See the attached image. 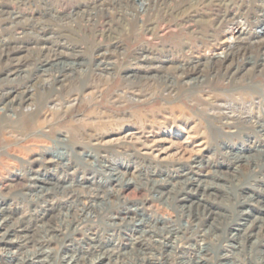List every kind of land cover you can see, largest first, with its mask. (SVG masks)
Masks as SVG:
<instances>
[{
	"label": "rangeland",
	"instance_id": "obj_1",
	"mask_svg": "<svg viewBox=\"0 0 264 264\" xmlns=\"http://www.w3.org/2000/svg\"><path fill=\"white\" fill-rule=\"evenodd\" d=\"M0 1L23 3L28 16L21 34L0 14V39L33 38L45 28L65 44V53L73 54L68 62H82L80 69L94 68L98 51L119 68L112 77L68 75L49 93L51 82L35 79L43 56L34 44L30 50L20 46L12 58L13 63L28 61L19 77L3 76L10 61L2 53L0 85L17 89L0 104L6 116L0 123V216L6 217L0 234L11 222L28 231L22 233L27 241L20 238L22 247L11 234L12 247L0 253L22 256L44 239L46 251L57 255L50 264L73 255L88 261L101 252L109 257L105 264H264V129L254 120L253 125L248 119L225 120L223 108L219 116L199 108L204 102L237 104L239 95L248 101L234 88L249 80L264 83V52L256 41L264 35V22L252 23L264 15L261 0L201 5L195 0ZM144 6L146 15L140 13ZM239 8L251 24L238 26L230 38V30L216 26L225 12ZM170 11L179 14L170 17ZM241 28L257 30L259 37L245 39L237 32ZM167 54L187 62L188 69L198 66L200 72L190 76L200 84L190 88L171 68L152 67L148 73L137 68L140 55ZM222 62L230 64L228 69ZM250 62L255 67L246 71ZM86 76L87 90L81 94L78 86ZM164 86L175 87V94L163 95ZM145 93L152 99H131ZM262 93L253 96L263 106ZM21 96L25 99L18 105ZM66 101L73 105L67 108ZM127 132L135 135L124 139ZM7 148L10 161L2 156ZM58 150L70 153L61 163ZM31 176L43 180L33 182ZM35 204L45 210L41 220ZM63 246L69 250L62 252Z\"/></svg>",
	"mask_w": 264,
	"mask_h": 264
},
{
	"label": "bare ground",
	"instance_id": "obj_2",
	"mask_svg": "<svg viewBox=\"0 0 264 264\" xmlns=\"http://www.w3.org/2000/svg\"><path fill=\"white\" fill-rule=\"evenodd\" d=\"M197 5H201L204 2H211L212 0H195ZM23 2V1H22ZM165 2V1H164ZM139 3V2H138ZM150 4V3H149ZM148 4V5H149ZM260 4V3H259ZM21 6H23V3L20 4ZM18 5L17 7L9 5L6 2H2L0 1V14L4 15L3 19H8L9 21H11V23L14 24L13 29L18 30L21 34L24 33L25 34V23L24 21H26L28 19V16L25 14V12H23L22 8H20L21 6ZM134 5V4H133ZM138 5L142 6V3L140 2ZM261 5H264V3L261 0ZM135 6V5H134ZM143 7V6H142ZM147 8V5H146ZM144 8L140 9V13H142V15H146L148 13H145ZM72 10V9H71ZM136 10H139L136 8ZM147 10V9H146ZM156 10V9H155ZM263 10V9H262ZM220 11V9H219ZM149 12V9H148ZM157 12V11H156ZM162 12V11H158ZM139 13V12H138ZM179 13L174 14L173 11H170L168 13V15L171 16H176ZM50 15V14H49ZM137 15V14H136ZM135 15V16H136ZM141 15V16H142ZM81 16V15H80ZM246 12L244 9L239 8L237 11L232 12V11H227L223 14V17L221 18V20H217V29L222 28H227V30H230L231 34H230V38H234L233 35V31L235 29L238 28V26H242V25H248L250 26L251 22L246 21ZM249 18V17H248ZM219 19V18H218ZM243 20V22H242ZM187 21V20H186ZM32 22V21H31ZM34 22V21H33ZM264 22V15L262 16L261 19H256L254 22L252 23H261ZM216 23V22H215ZM214 23V24H215ZM213 24V25H214ZM5 25V23H4ZM35 25V24H33ZM41 25V24H40ZM42 27V26H41ZM36 29V28H35ZM33 30V29H32ZM41 31V34H36L37 36H33V38H25L22 40L16 39L12 36H8L5 38H1L0 39V57L2 55V53H5L6 55V60L10 61L9 65L6 66V68L3 70V76L4 77H8L10 74H15L18 75L20 69L24 66H26V61H16L15 63L12 62V58H14L19 52L22 47L26 48L27 50H30V45L34 44L35 45V49L41 53V55L43 56L41 60H38L39 64L35 67V79L38 78H42L41 80L44 81H50V85H51V90H49L50 92L56 91L55 88V84H59L62 85L64 80L69 77L68 75H72L74 73H87V75H92L95 72H98L97 74L100 75H104V76H114L117 75L119 73V68L115 65L109 62V58L108 55L106 54V52H100L98 51L94 56H93V67H86L87 69H83V65L82 62H76L75 60H71L70 62H68V57L73 56V54H67L65 53V51H63L64 49H66L65 44L60 43V40L58 38V36H50L47 35L48 31L45 28H41L38 29ZM49 30V29H48ZM217 35L221 32V30L216 31ZM237 32L239 33V35H241L243 33V35H245V39H249V36L251 35H255L257 36V38L260 36L262 39H257L256 41H259L257 43V48L258 50L264 52V35H259L258 36V31L256 30L255 33H251L249 30H243L241 28V30H237ZM226 34V33H225ZM11 35V34H10ZM3 37V36H2ZM52 39V40H50ZM218 39V37L216 38ZM113 41V40H112ZM49 43H52L53 46H56V48L58 49H53L54 47L49 46ZM9 45H14V46H9ZM116 45V44H115ZM5 46V49H4ZM20 46H22L20 48ZM254 46V45H253ZM103 47V46H102ZM33 48V47H32ZM244 50H246V48H243ZM71 52V51H70ZM144 52V51H143ZM52 53V54H51ZM73 53V52H72ZM75 53V52H74ZM236 53V52H235ZM240 54V53H239ZM242 54V53H241ZM245 54V53H244ZM244 54L240 55V56H244ZM75 55V54H74ZM122 55H124V51L122 52ZM149 55V54H148ZM148 55H140V59L136 60V63L138 64V69H140L143 73H148V72H152V67L155 68H159V69H165V68H171L174 71H179L181 74L184 75V80L181 81V83L189 86L190 88H194L196 87L198 84H200V81H194L196 77H191L190 75L193 73V71L195 73H199L200 69L198 68V66H192L191 69L187 68V62H178L176 61V59H172V58H168V54L164 55L163 57H156V56H148ZM235 55V54H234ZM239 56V58H240ZM22 57V56H21ZM39 58V57H38ZM160 59V60H159ZM78 61V60H77ZM82 61V60H81ZM204 63L205 60L203 61ZM157 63H159L157 65ZM203 63V64H204ZM37 64V63H35ZM197 64V63H196ZM202 64V65H203ZM251 64V68H247L248 64H245V68H247L246 71H250L253 67H255V62H250ZM126 65V64H125ZM169 65V66H168ZM222 68L228 69L227 65L226 67L225 62H222ZM35 66V65H34ZM83 67L80 69V67ZM204 67V65H203ZM132 69V68H131ZM170 69V70H171ZM236 69V68H235ZM191 71V72H190ZM130 70H128L127 73H129ZM33 76V73H31ZM78 74V75H79ZM151 75V74H150ZM74 76V75H73ZM144 76V75H143ZM143 76L141 78H143ZM146 76V75H145ZM19 77V75H18ZM17 78V80H19ZM30 77V76H29ZM78 77V76H77ZM76 78V77H75ZM80 78V77H79ZM31 79V78H30ZM29 79V80H30ZM172 79V78H171ZM72 80V79H71ZM87 80V76L85 77V79L80 81V85L78 86V91L79 93L83 94L86 90H87V82L85 81ZM144 80V79H143ZM22 81V80H21ZM73 81V80H72ZM71 81V82H72ZM75 81V80H74ZM145 81V80H144ZM174 81V80H173ZM166 82V83H165ZM169 81H163L162 78V83L167 84ZM172 82V81H171ZM21 83V82H20ZM24 83V82H23ZM22 83V84H23ZM179 83V81H174V84ZM10 84V83H9ZM22 87V86H21ZM264 88V83L258 82H252L251 80H249V83L247 85L244 86H240V87H236L234 88V90H238L240 91L242 94L248 96L250 99L248 101H245L242 97V95H239V97L236 98L237 100V104L234 101H225L223 103H218V104H214V105H210L207 103H202L199 108L201 110V112H213L215 113L217 116L220 115V110L226 109L227 112L224 113L225 116H223L222 118H225V120H229L232 121V123H234V121L236 119H248L246 120L248 123L253 125V121L254 123L259 124L258 127H260L261 129H264V105L262 106L261 104V100L259 97H254V94H260V92H264L263 91ZM17 89L16 86H7L4 87L3 85H0V104H5L6 100L9 97V93L12 90ZM175 90V87H167L164 86L162 87V93L163 95H174L175 93L173 92ZM173 93V94H172ZM220 93V92H219ZM229 95V94H228ZM262 95H264V93H262ZM87 96V95H86ZM153 94H143L141 96H131V99H135V100H151L152 99ZM13 98V97H12ZM29 98V97H28ZM17 99V98H16ZM22 96L18 99L17 104L18 105H22ZM77 99V95L75 98H73V100L76 101ZM67 103V108H69L70 106L73 105V103L70 101H66ZM47 104V103H46ZM15 105V104H14ZM7 106H9L7 104ZM4 107V106H3ZM5 108V107H4ZM222 112V111H221ZM263 113V114H262ZM4 114V113H3ZM223 115V114H222ZM211 117V116H210ZM6 116H2V114H0V123L5 120ZM218 118V117H217ZM219 119V118H218ZM217 120V119H216ZM10 131V130H9ZM9 133V132H8ZM27 134V133H26ZM14 135V134H13ZM29 134H27L25 136V138L28 137ZM133 135H135L134 132H127L126 134L123 135L124 139H130L133 137ZM21 136V135H20ZM24 138V137H23ZM28 141V140H27ZM63 141V140H62ZM60 141V142H62ZM19 145V144H18ZM50 145V144H49ZM22 146V145H21ZM11 147V146H10ZM17 147V146H16ZM88 147V145L86 146ZM12 148V147H11ZM22 148V147H21ZM113 148V147H112ZM59 149V148H57ZM65 149H67L65 147ZM90 149V148H89ZM93 149V148H92ZM12 149L7 148L4 153L2 154L3 156V160L8 159L9 161L11 160L9 158V156L11 155L10 152ZM61 151V150H60ZM65 151V150H64ZM59 152V150L57 151L56 156L58 157V163H61L64 159L65 156L70 154H66L65 152ZM113 151V150H112ZM55 152V151H54ZM71 152V150H70ZM89 152V151H88ZM14 153V152H13ZM135 153V152H134ZM55 154V153H54ZM74 154V153H73ZM238 154V153H237ZM135 155V154H134ZM110 156V155H109ZM136 156V155H135ZM68 157V156H67ZM239 157V156H238ZM111 158V157H110ZM82 160V159H81ZM113 160V159H112ZM8 161V162H9ZM67 161V160H66ZM112 164V163H111ZM23 166V165H22ZM193 171V170H192ZM20 176V175H19ZM14 179H16L15 177H12ZM28 179V178H27ZM40 178L37 177H32L29 178V180L36 182V180H39ZM40 180H43V178H41ZM188 180V178H187ZM201 181V180H200ZM130 181H127L126 183L128 184ZM163 185V184H161ZM188 185V184H187ZM158 187V186H157ZM160 187V186H159ZM30 188V187H29ZM71 194V193H70ZM181 195V194H180ZM186 196V195H185ZM179 197V196H178ZM46 196L43 195L41 202H45ZM188 201V200H187ZM38 203V202H37ZM46 204V202H45ZM47 205V204H46ZM38 211L36 210V218L41 217L40 220L42 219V213L45 211L42 207H40L39 205L35 204ZM52 207V206H51ZM185 207V206H184ZM2 207H0L1 209ZM6 209V208H5ZM47 211V210H46ZM207 211V210H206ZM2 212V211H1ZM0 212V213H1ZM39 212V213H38ZM242 212V211H241ZM7 213V212H6ZM40 214V216L38 215ZM1 216L3 215V213L0 214ZM1 218L0 220V227L4 226V223L6 222L5 218ZM7 216V215H6ZM33 217V216H32ZM20 218V217H19ZM26 219V218H25ZM249 220V219H248ZM2 221V222H1ZM8 221V220H7ZM52 221V220H51ZM16 222V221H15ZM20 222V221H19ZM43 222V221H41ZM12 223V224H11ZM9 224L11 225H6L7 227H4L5 229L3 230L4 232H2L0 234V250L1 249H9L12 246H8L11 245L13 243L14 240H12L10 238L11 234L12 236L16 237L17 242L15 244H17V247H22L21 243L22 241H27V237L25 235H22V233H27V228H25L24 226H22L19 223H13L11 222ZM247 223V222H246ZM40 224V223H39ZM44 224V223H43ZM42 225V224H41ZM9 226V227H8ZM250 226V225H249ZM35 227V226H33ZM2 228V227H1ZM26 229V230H25ZM22 235V236H21ZM20 238H24V240H20ZM165 242V241H164ZM167 242V241H166ZM26 243V242H25ZM99 244V243H98ZM7 245V246H6ZM34 249H32V252L30 253H26L22 256H17L12 254L11 252H5V253H0V264H50V262L53 260L57 259V255L56 254H49L48 251H46V248L48 246L46 240L44 239H40L37 242H34ZM96 245V244H95ZM15 247V246H14ZM26 247V246H25ZM70 246H63L61 251H67L69 250ZM95 247V246H94ZM148 249V248H147ZM173 249V248H172ZM94 250V248L92 249ZM92 250H89V256H94ZM60 251V252H61ZM28 252V251H27ZM84 252V251H83ZM183 252V251H182ZM23 253V252H22ZM187 253V252H186ZM83 256V255H82ZM65 257V256H64ZM67 257V256H66ZM63 258V257H62ZM109 257L104 253L101 252L99 253V255L94 256L92 259L90 260H85L84 257H74L70 256L69 258H67V260L63 261L62 259H60L61 264H69L71 261H80L83 262L82 264H105L104 261L105 259H108ZM225 258V257H224ZM74 259V260H73ZM218 259V258H217ZM223 259V258H222ZM192 260V259H191ZM194 260V259H193ZM197 260V259H196ZM219 260V259H218ZM59 261V263H60ZM185 262V261H184ZM191 262V261H190ZM203 262V261H202ZM199 263L198 260L197 261H192L191 263H181V264H197ZM224 264V263H223Z\"/></svg>",
	"mask_w": 264,
	"mask_h": 264
}]
</instances>
